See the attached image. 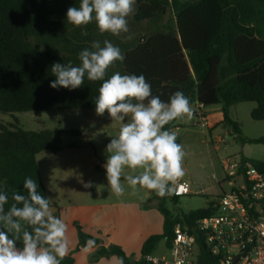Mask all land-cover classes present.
Returning a JSON list of instances; mask_svg holds the SVG:
<instances>
[{"label":"trees","instance_id":"obj_1","mask_svg":"<svg viewBox=\"0 0 264 264\" xmlns=\"http://www.w3.org/2000/svg\"><path fill=\"white\" fill-rule=\"evenodd\" d=\"M79 4L80 0H0V114L95 109L102 81L92 82L85 77L80 88L53 89L50 83L56 77L51 67L55 62L79 66L82 50L90 49L93 41L98 40L103 46V41L109 40L121 49L125 59L108 69L106 79L115 72L142 74L151 85L152 94L164 102L176 91H182L191 105L221 106L222 124L237 138H241L242 129L231 118L234 106L255 103L251 117L264 121V0H136L133 21L146 25L144 42L141 36L100 34L95 21L82 28L68 23L67 9ZM170 14L172 17H168ZM81 136L74 129L33 131L0 125V189L9 195L5 210L13 203V191L27 194L23 189L27 177L37 181V191L48 198L37 155L81 147L77 142L66 147L62 144L65 137ZM244 140L264 145V137ZM87 145L95 151L92 143ZM247 159L264 172V161ZM97 169L106 173L102 166ZM179 199L173 193L158 196L163 231L144 242L139 260L129 257L117 245L100 246L92 260L116 256L123 264H148L145 257L155 255L161 241L166 249L170 248L174 227L180 224L194 237L196 264H221L197 230L199 221L216 213L214 202L174 216L166 203L177 205ZM76 229L78 249L88 240H94V245L101 242L79 224ZM73 263L72 256L61 260V264Z\"/></svg>","mask_w":264,"mask_h":264},{"label":"clouds","instance_id":"obj_2","mask_svg":"<svg viewBox=\"0 0 264 264\" xmlns=\"http://www.w3.org/2000/svg\"><path fill=\"white\" fill-rule=\"evenodd\" d=\"M135 4L136 0H80L79 7L67 9L66 19L81 28L95 21L100 34L119 36L129 31L127 18L135 13ZM124 59L121 49L109 40H104L103 46L93 41L90 49L79 53V66L53 63L51 72L56 79L50 87L74 90L84 85L85 77L102 81L95 100L96 114L107 112L112 121L120 123L118 134L105 149L108 155L103 167L111 192L117 197L124 194L123 177L133 190L139 186L163 198L173 193V185L184 175L182 145L177 143L176 133L165 130V126L193 116L190 98L176 91L164 102L152 94L142 74L115 72L106 79L108 69ZM126 168L139 171L124 175ZM83 186L94 185L89 181ZM37 188V181L25 178L27 194L13 191V203L7 211L9 195L0 189V264H61L68 253L67 225L53 214L51 198L41 195ZM94 244V240L86 241L85 251Z\"/></svg>","mask_w":264,"mask_h":264},{"label":"crops","instance_id":"obj_3","mask_svg":"<svg viewBox=\"0 0 264 264\" xmlns=\"http://www.w3.org/2000/svg\"><path fill=\"white\" fill-rule=\"evenodd\" d=\"M191 106H194L195 110L199 108L196 104ZM201 111L210 133L218 126L225 128L222 124L221 106L204 107ZM119 128L120 123L118 122L112 129L118 134ZM226 130L231 131L229 127H226ZM103 136L106 139L105 131ZM88 143L94 145L95 151L87 144L79 143L81 147L65 148L57 154L53 153L54 157H45L48 163L60 166V169L53 170V175H51L52 182L57 187L54 194L49 190L40 171L47 196L51 198L53 214L67 225L69 250L65 257L72 256L73 264H120L116 256L92 260L93 254L100 246L117 245L129 257L137 261L142 257L144 242L150 236L161 234L163 231L164 217L157 208L158 195L152 190L142 189L139 186L133 190L126 181H122L125 192L117 197L108 186L106 173L97 169V166L103 167L106 163L108 154L105 151L101 154L100 147L91 137ZM107 143H102V145ZM237 156L253 159L244 154ZM99 159L100 164L97 162ZM138 171L126 168L124 175H135ZM89 181L93 182L94 186L85 188L84 183ZM224 192L226 191L223 189L222 193ZM76 224H79L86 233L100 239L101 242L87 251L84 247L78 249Z\"/></svg>","mask_w":264,"mask_h":264},{"label":"rangeland","instance_id":"obj_4","mask_svg":"<svg viewBox=\"0 0 264 264\" xmlns=\"http://www.w3.org/2000/svg\"><path fill=\"white\" fill-rule=\"evenodd\" d=\"M136 9V4H135ZM134 15V14H133ZM133 15L129 16L127 33L121 36L145 37V24L136 25ZM168 17H172L171 14ZM146 38V37H145ZM255 103H241L233 107L231 118L241 124L242 136L235 137L231 131L222 126H218L210 133L209 129L198 124L194 106H191L193 116L179 118L167 125V130L174 131L177 135V143L182 145L184 157L182 168L184 175L182 179L190 184L192 194L180 197L179 203L174 205L167 201L166 207L176 216L180 212H189L207 207L210 201L216 200L223 192L231 190L232 182L226 180V174L222 167V161L244 154L250 158L264 161V145L247 143L244 138L264 137V121H255L251 117V111ZM195 112V113H194ZM108 113L102 116L97 115L95 109L85 110H62V111H35L19 113L14 116L0 114V125L18 126L26 130H54V129H74L82 133L81 137H65L62 140L63 146L70 142L88 144L89 137L100 147L102 154L106 145L112 137L116 136L113 130L114 124ZM104 131L107 137L103 136ZM108 142L106 145L102 143ZM106 152V151H105ZM86 153V152H83ZM54 157L53 153L45 151L37 155V162L42 176L49 186L52 194L57 187L52 182L53 170L60 169L54 163H48L45 157ZM61 157V156H59ZM100 164V159L97 161ZM167 253L165 242L161 241L155 250L156 256Z\"/></svg>","mask_w":264,"mask_h":264},{"label":"built area","instance_id":"obj_5","mask_svg":"<svg viewBox=\"0 0 264 264\" xmlns=\"http://www.w3.org/2000/svg\"><path fill=\"white\" fill-rule=\"evenodd\" d=\"M196 117L205 127L201 108ZM222 167L232 188L212 201L216 213L199 221L197 230L221 264H264V172L241 156L223 160ZM173 187L177 197L192 194L182 177ZM196 255L193 235L177 224L167 253L147 255L145 260L148 264H196Z\"/></svg>","mask_w":264,"mask_h":264},{"label":"water","instance_id":"obj_6","mask_svg":"<svg viewBox=\"0 0 264 264\" xmlns=\"http://www.w3.org/2000/svg\"><path fill=\"white\" fill-rule=\"evenodd\" d=\"M145 39H146L145 37H142V39H141V42H144V41H145Z\"/></svg>","mask_w":264,"mask_h":264}]
</instances>
